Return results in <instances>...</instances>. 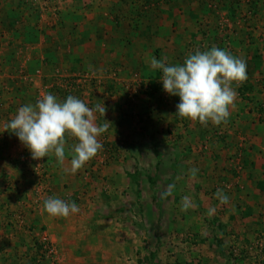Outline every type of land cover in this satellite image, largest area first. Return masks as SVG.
I'll list each match as a JSON object with an SVG mask.
<instances>
[{"label": "rangeland", "instance_id": "374dc122", "mask_svg": "<svg viewBox=\"0 0 264 264\" xmlns=\"http://www.w3.org/2000/svg\"><path fill=\"white\" fill-rule=\"evenodd\" d=\"M2 1L0 264H264V0ZM212 46L247 80L227 122L202 125L149 60ZM48 93L106 108L102 149L75 173L70 134L61 163L5 131ZM49 197L79 211L54 217Z\"/></svg>", "mask_w": 264, "mask_h": 264}, {"label": "clouds", "instance_id": "9594fccd", "mask_svg": "<svg viewBox=\"0 0 264 264\" xmlns=\"http://www.w3.org/2000/svg\"><path fill=\"white\" fill-rule=\"evenodd\" d=\"M152 70L162 73L163 90L171 96H178L176 114L181 118L199 121L202 125L226 123L230 108L234 106L237 92L233 82L247 80L246 61L230 51L216 46L189 53L182 64H170L165 56L149 60ZM103 117L104 105L89 107L76 96L69 95L59 100L53 94H44L33 104L21 106L14 117L5 125V131L13 132L20 142L27 146L33 159L48 157L55 153L59 162L65 159V136L77 139L72 147L71 172L81 169L102 149L98 137L107 131L109 122L98 126L95 113ZM221 203L228 197L218 190ZM45 211L52 216L67 217L79 208L75 202L49 197L44 201Z\"/></svg>", "mask_w": 264, "mask_h": 264}, {"label": "crops", "instance_id": "0c3cea01", "mask_svg": "<svg viewBox=\"0 0 264 264\" xmlns=\"http://www.w3.org/2000/svg\"><path fill=\"white\" fill-rule=\"evenodd\" d=\"M4 2L2 1V0H0V5L1 4H3ZM21 31V30H20ZM20 34H22V35H17V38H19L20 36L22 37L23 36V38L22 39H24L25 37H26V35H23V33H22V31L20 32ZM98 34V33H97ZM96 34V35H97ZM105 35V34H104ZM123 35V34H122ZM43 38V36H41V38L39 39V37H37V38H35V36L31 39V41L33 42V43H35V42H37V41H41V39ZM44 41V40H43ZM86 45V44H85ZM51 49L49 48V49H46L45 50V53H48L49 51H50ZM101 50V52H103L104 51V49L102 48V49H100ZM84 51H85V48H84ZM18 59H19V56H18ZM58 59V58H57ZM77 59V58H76ZM177 62V61H176ZM177 64V63H176ZM61 65H63V62L62 63H60V66ZM62 69H64V68H62ZM68 70V69H67ZM209 163V162H208ZM264 181V180H263Z\"/></svg>", "mask_w": 264, "mask_h": 264}, {"label": "trees", "instance_id": "16d2710c", "mask_svg": "<svg viewBox=\"0 0 264 264\" xmlns=\"http://www.w3.org/2000/svg\"><path fill=\"white\" fill-rule=\"evenodd\" d=\"M262 186H263V188H264V181L262 182Z\"/></svg>", "mask_w": 264, "mask_h": 264}]
</instances>
